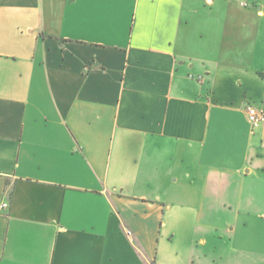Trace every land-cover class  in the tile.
<instances>
[{
	"label": "crops",
	"instance_id": "1",
	"mask_svg": "<svg viewBox=\"0 0 264 264\" xmlns=\"http://www.w3.org/2000/svg\"><path fill=\"white\" fill-rule=\"evenodd\" d=\"M261 74L264 0H0V264H264Z\"/></svg>",
	"mask_w": 264,
	"mask_h": 264
},
{
	"label": "built area",
	"instance_id": "2",
	"mask_svg": "<svg viewBox=\"0 0 264 264\" xmlns=\"http://www.w3.org/2000/svg\"><path fill=\"white\" fill-rule=\"evenodd\" d=\"M245 109H246L248 120H249L252 130L257 129L264 124V112L263 111L259 110L256 106L252 104H248ZM7 206H8L7 203H3L1 205V208L4 209ZM128 234H131V232H129Z\"/></svg>",
	"mask_w": 264,
	"mask_h": 264
},
{
	"label": "trees",
	"instance_id": "3",
	"mask_svg": "<svg viewBox=\"0 0 264 264\" xmlns=\"http://www.w3.org/2000/svg\"><path fill=\"white\" fill-rule=\"evenodd\" d=\"M261 76L264 78V74H261Z\"/></svg>",
	"mask_w": 264,
	"mask_h": 264
}]
</instances>
